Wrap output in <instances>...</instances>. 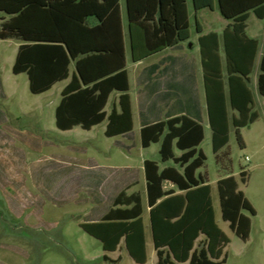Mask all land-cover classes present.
Returning <instances> with one entry per match:
<instances>
[{"label": "trees", "instance_id": "obj_1", "mask_svg": "<svg viewBox=\"0 0 264 264\" xmlns=\"http://www.w3.org/2000/svg\"><path fill=\"white\" fill-rule=\"evenodd\" d=\"M195 9L213 8V0H193ZM133 61L138 62L190 38L187 0H126ZM221 15L233 24L224 31L229 72L231 107L239 111L233 125L244 146L240 128L253 123L258 113L252 111V94L242 82L250 74L258 42L246 36V22L253 11L264 19V0H218ZM0 40L21 42L13 73H27L33 94L49 91L54 84L69 78L70 66L76 70L63 89L56 107V126L66 131L76 126L90 130L103 122L105 106L114 91L121 92L120 111L113 108L108 116L106 136L113 137L133 128L128 72L125 69V43L120 0H0ZM95 17L99 24L88 25ZM216 36V34H213ZM242 37L245 40H241ZM201 38L204 67L207 69ZM247 44L238 51L237 48ZM247 69V72L244 70ZM258 90L264 96V50L260 62ZM223 82L220 75L206 71L213 150L217 153L229 141L228 130L218 129L216 119L223 116L212 111L210 89L221 99ZM213 87V88H212ZM212 93V92H211ZM220 105V104H219ZM166 132V133H165ZM204 139L203 126L187 116H179L148 125L142 129V145L161 141L162 161L173 160L174 166L160 169L157 162L146 160L148 204L157 250V264H225L223 250L229 239L216 221L211 186L196 175L206 160L198 149ZM174 147L184 153L177 157ZM247 173L241 172L242 181ZM170 181L185 192L165 190ZM222 219L244 241L251 233V218L243 213L256 211L245 193L239 190L234 176L218 181ZM160 200V202H158ZM113 208L99 222L81 223V228L101 241L105 251H115L124 238L129 254L139 263L146 262L143 206L138 194H119ZM203 234L205 241L195 247ZM104 259L107 256L104 255Z\"/></svg>", "mask_w": 264, "mask_h": 264}, {"label": "rangeland", "instance_id": "obj_2", "mask_svg": "<svg viewBox=\"0 0 264 264\" xmlns=\"http://www.w3.org/2000/svg\"><path fill=\"white\" fill-rule=\"evenodd\" d=\"M220 16L218 10L210 12V26L219 28ZM247 24V33L262 41L264 20L251 12ZM18 46L17 40H0V264H110L102 258V243L80 224L96 219V207L108 206V194L101 204L98 193L115 170L102 151L114 153L116 141L122 138L105 135L106 121L91 130L58 129L55 111L63 84L33 94L27 73L12 70ZM254 101L259 119L240 129L245 146L235 129L218 161L210 130L201 146L207 160L198 172L212 187L217 223L229 239L222 254L225 264H264V98L255 92ZM135 134L138 153L137 130ZM158 147L143 153L158 158ZM242 171L247 173L245 181ZM228 175L236 177L256 211L252 216L243 210L252 220L247 241L222 219L217 181ZM109 255L121 256L119 264H136L126 250Z\"/></svg>", "mask_w": 264, "mask_h": 264}, {"label": "crops", "instance_id": "obj_3", "mask_svg": "<svg viewBox=\"0 0 264 264\" xmlns=\"http://www.w3.org/2000/svg\"><path fill=\"white\" fill-rule=\"evenodd\" d=\"M187 6L189 11V21H190V38L178 43L175 46L168 47L155 54H152L144 58L143 60L134 62L130 32H129V21H128L126 0H120L122 28H123L124 43H125V59H126L125 69L128 72V78L130 84V89L128 91V94L130 95V99H131L133 128L131 131L126 132L124 134H119L110 137V138H122L121 140L116 141L114 145L115 146L114 153L100 150L105 153L107 159H110L113 162L114 165L112 166V169L115 170V173H111L110 177L105 179V181L108 180V182L105 181L102 182V187H101L102 189L98 193L97 200L101 204L104 202L105 196L108 194L109 197L108 206L103 207L102 205L101 207H96L95 208L97 213L96 219H91L83 223L101 221L103 217L114 207L113 206L114 200L119 196L120 193L125 192L126 195L128 196L133 194H138L141 198V202L143 206L142 218L144 223L145 248H146L147 259L146 262L144 263H139L135 261L134 258L129 254L125 239L123 238L115 251H105L103 249L105 252L104 255L107 256V259H104V255L102 258L104 262H108L110 264H119L121 260V256H119L118 258H114L109 254H114L117 253L118 251H125V250L136 264H147L149 260L152 259V257L156 258L154 264L158 263V255L154 245L153 230L150 220V207L148 204L145 161L151 160L157 162L161 170L169 166H174L175 168L179 169L181 172L183 171V168H181L179 164H176L173 160H168L164 162L162 161L160 154L161 141L152 142L148 147H143L142 145L143 127L156 124L161 121H166L174 117L187 116L203 126L204 139L201 142V144L198 146V149H201L205 153L204 149L201 146L204 140L207 138V133L210 130L212 150H213V129L211 127V121H210L211 109L209 108L210 106H209L207 86H206V71H208L209 74L221 76V80L223 82L222 85L223 96L221 97V99L214 97L213 91L215 89L212 91L210 89V95L212 99L210 102H212V111L213 110L215 111L216 108L217 112L223 114L220 120L216 119L218 129H222V130L227 129L229 132V141L227 145L221 148L217 153H215L213 150L214 154L216 155L217 161H218V156L223 152H225V148L229 145L232 131L235 129L237 132V128L233 125V120L235 117L236 118L239 117V111L231 107L230 94H229V72H228V65L226 58L225 38H224V31L232 26L233 21L227 20L221 15L218 6V0H213V8L206 7L197 10L195 9L193 0H187ZM217 10L219 11L222 17L221 16L218 17L221 26L215 29L212 26H210L208 17L210 12L216 13ZM251 12L253 11L249 12L248 20L251 16ZM0 15H2V17H5L4 14L1 12ZM260 20H264V19H260ZM87 22L90 27H94L97 24H99L98 20L95 17H89L87 19ZM247 28H248V24L246 22V29H245L246 36L251 40H256L258 42V47L255 56V61L253 67L251 68V72L248 76L242 77V82L246 85V87L249 89V91L252 94V102H253L252 111L258 113V111L255 110L254 94L255 92L259 93L258 77L260 73V69H259L260 62L264 50V34H263V39L261 41L258 38L259 36H257L256 34L253 36L249 35L247 33ZM213 34H216V36H213ZM203 37L206 38L204 44L205 47L204 52H205L206 65H207L206 70L204 67V58H203L202 43H201V38ZM241 40H245V38L242 37ZM18 42L20 46L21 42L20 41ZM242 42H243V46L238 47L237 48L238 51H241L243 47H245L247 44H250L247 43L246 41H242ZM75 70H76L75 62H73L70 66L69 78L57 82L56 84L53 85L51 89H53L57 84L62 83L63 84L61 89V94H62L63 89L70 83L72 74L75 72ZM244 70L247 72V69ZM121 94L122 93L119 91H114L109 96L108 102L105 106L107 117L103 121V122L105 121L107 122L106 129L109 122L108 116L111 113L112 109L116 108L118 111H120ZM260 96L262 95L260 94ZM262 97L264 98V96ZM61 98L57 106L59 105ZM108 107L110 108V110H108ZM258 119L259 117L248 126L254 124ZM136 130H137V135L140 138V144H141L138 153L134 152L136 147V142H135ZM156 144L159 145V147L155 151V153L156 152L158 153V158L152 159L146 156L145 153H143L145 150H150L152 146ZM183 153H184L183 150L174 147L175 156L179 157ZM199 169L196 171V175L197 176L201 175L204 178L205 185L209 184L207 177L202 173L198 172ZM228 176H234V175H228ZM228 176L221 177L219 180L226 178ZM163 188L165 190H170V189L175 190L176 191L175 194L185 193L183 191L178 190L175 184H173L170 181H165L163 183ZM238 189L240 190V188ZM211 196H212V187H211ZM158 202H160V200ZM146 214L147 217L145 216ZM216 221H217V216H216ZM204 241H205V236L201 234L197 239L195 247L198 245L199 242L203 244Z\"/></svg>", "mask_w": 264, "mask_h": 264}, {"label": "built area", "instance_id": "obj_4", "mask_svg": "<svg viewBox=\"0 0 264 264\" xmlns=\"http://www.w3.org/2000/svg\"><path fill=\"white\" fill-rule=\"evenodd\" d=\"M249 158L247 157V160H248Z\"/></svg>", "mask_w": 264, "mask_h": 264}]
</instances>
